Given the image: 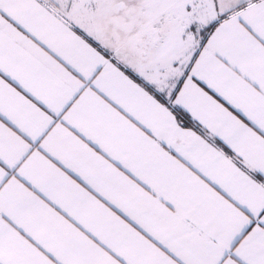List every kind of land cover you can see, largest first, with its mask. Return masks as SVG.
Masks as SVG:
<instances>
[{"label":"snow or ice","instance_id":"1","mask_svg":"<svg viewBox=\"0 0 264 264\" xmlns=\"http://www.w3.org/2000/svg\"><path fill=\"white\" fill-rule=\"evenodd\" d=\"M0 264H264V0H0Z\"/></svg>","mask_w":264,"mask_h":264}]
</instances>
